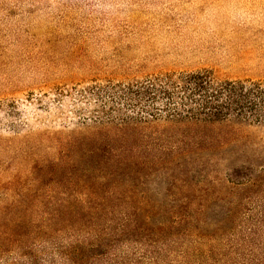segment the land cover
I'll use <instances>...</instances> for the list:
<instances>
[{
	"label": "rangeland",
	"instance_id": "obj_1",
	"mask_svg": "<svg viewBox=\"0 0 264 264\" xmlns=\"http://www.w3.org/2000/svg\"><path fill=\"white\" fill-rule=\"evenodd\" d=\"M200 70L264 82V0H0V264H73L75 243L90 264V222L63 212L91 205L141 208L174 264H264V122L135 125L114 94Z\"/></svg>",
	"mask_w": 264,
	"mask_h": 264
},
{
	"label": "trees",
	"instance_id": "obj_2",
	"mask_svg": "<svg viewBox=\"0 0 264 264\" xmlns=\"http://www.w3.org/2000/svg\"><path fill=\"white\" fill-rule=\"evenodd\" d=\"M114 94L120 100L123 97L126 103L133 106L134 109L146 113V117L149 116L148 118L145 117L146 119L142 122H135V125L139 123L150 124L159 118H164L173 126L179 127H200L226 120L264 122V82L252 81L248 83L243 80H222L210 70L188 72L178 76L155 77L139 84L120 86V90L116 89ZM121 119L118 130L123 135L134 122V117H121ZM140 119L142 120V118ZM127 133L125 134L126 137L120 153L134 148L133 144H128L130 141L128 138L129 134L130 136H139L137 132ZM187 135L186 131L181 135V142H185ZM142 136L144 137L145 135L143 134ZM192 137L197 138L196 136ZM107 147L113 151L111 144ZM141 210V208L126 210L123 207L117 211L114 207L91 205L66 208L63 213L66 216L69 213L71 219L73 218L76 221L86 219V221L90 222L84 226L89 228L86 238L91 241L89 248L93 249L89 251L88 248V252L91 253V257L93 255L96 257L95 259L92 258L90 264H96L101 258L107 260V264L176 263L174 260L169 259L168 256L173 251L172 249H167L171 241L160 240V246H156L157 250L152 251L155 246L152 244H156L157 240L147 238L148 234L146 235L145 231L149 228H146L141 220ZM105 214L110 216L105 224L99 226L96 221L93 222L94 219H101ZM64 219H66L64 221H68L70 218ZM177 222L179 221L160 225L157 228L159 230H170L169 226L175 227L174 225ZM71 224L68 223V225ZM96 231L97 233H95ZM92 233H94L93 236H88ZM148 237L150 236L148 235ZM142 238L146 242L142 241ZM125 242L128 243V247L123 248L120 254L111 251L114 247L121 244L124 245ZM129 246L131 247L129 248ZM163 250L165 251L164 254H162ZM64 253L65 260L73 264H83L76 258L77 255L80 257L84 256L87 250L81 247V244L75 243L69 250H65ZM189 253L187 251L180 253L182 254L183 264L189 262V257L197 258V263L193 262L192 264H208L204 262L199 252L194 255L191 254L192 257L189 256ZM210 256L211 259H215L211 252L206 254L208 259Z\"/></svg>",
	"mask_w": 264,
	"mask_h": 264
}]
</instances>
